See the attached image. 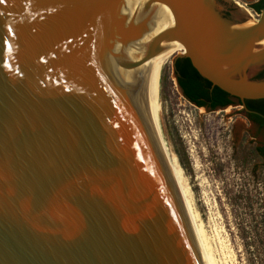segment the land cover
<instances>
[{"label":"water","instance_id":"95a60500","mask_svg":"<svg viewBox=\"0 0 264 264\" xmlns=\"http://www.w3.org/2000/svg\"><path fill=\"white\" fill-rule=\"evenodd\" d=\"M156 1L173 24L154 37L138 0L0 4V264H205L157 53L178 43L173 68L264 99V0L256 21L232 0Z\"/></svg>","mask_w":264,"mask_h":264},{"label":"rangeland","instance_id":"374dc122","mask_svg":"<svg viewBox=\"0 0 264 264\" xmlns=\"http://www.w3.org/2000/svg\"><path fill=\"white\" fill-rule=\"evenodd\" d=\"M232 1L258 19L250 8L258 0ZM223 6V14L232 16L234 9ZM179 54L170 56L161 78L173 152L193 206L209 236L220 227L234 264H264V160L254 151L262 132L236 102L210 110L188 101L173 69Z\"/></svg>","mask_w":264,"mask_h":264},{"label":"bare ground","instance_id":"6f19581e","mask_svg":"<svg viewBox=\"0 0 264 264\" xmlns=\"http://www.w3.org/2000/svg\"><path fill=\"white\" fill-rule=\"evenodd\" d=\"M138 2L144 11L145 17L147 19L153 37L163 29L173 24V16L171 14V11L165 4L161 2H157L156 0H138ZM235 2L239 4L238 1ZM260 43L264 45V40L261 41ZM164 46L167 47L157 53L161 74L164 65L169 60L170 56L175 51H179L182 54L184 51L183 47L178 43L167 42L164 43ZM226 111H228V109H226ZM175 167H176V177H177L179 192L181 196V201L183 203L185 212L189 220V224L197 241L204 263L234 264L232 261V253H231L232 251H230L227 242L220 235L221 233L219 232L220 227L219 229L217 227L214 228L212 236H209L210 234L206 232L203 222L201 221V218L197 210L193 206L188 185L184 179L182 169L179 166L176 157H175ZM212 238H214L215 240L216 247L213 246L214 243H212L213 242Z\"/></svg>","mask_w":264,"mask_h":264},{"label":"trees","instance_id":"16d2710c","mask_svg":"<svg viewBox=\"0 0 264 264\" xmlns=\"http://www.w3.org/2000/svg\"><path fill=\"white\" fill-rule=\"evenodd\" d=\"M263 7V0H258L250 5L256 13H260ZM176 80L185 98L197 107H205L210 110L223 108L232 104L234 97L224 92L204 79L191 65L186 57L178 58L174 64ZM264 77V71L257 74V78ZM238 104H244L250 110L247 117L264 127V99L248 100ZM258 156L264 157V145L254 148Z\"/></svg>","mask_w":264,"mask_h":264},{"label":"flooded vegetation","instance_id":"af4514ba","mask_svg":"<svg viewBox=\"0 0 264 264\" xmlns=\"http://www.w3.org/2000/svg\"><path fill=\"white\" fill-rule=\"evenodd\" d=\"M177 59H178V58H177ZM177 59H176V60H177ZM176 60H175V61H176ZM175 61H174V64H175ZM173 69H174V74L176 75L175 68H173ZM262 71H264V66H263V68L258 72V74H259L260 72H262ZM238 101H239V100H237V99H233V100H232V104H233L234 102L238 103ZM240 103H241V102H240ZM230 105H231V104H230ZM248 113H249V112H248ZM248 113L246 112V116H247ZM247 119H248L249 122H250V123H251V124L257 129V131L262 132V135H263L261 143H260L259 145L255 146V147L263 146V145H264V127H263V126H260L259 123L255 122V121H253V120H250L248 117H247ZM258 157H260L262 160H264V157H261V156H258Z\"/></svg>","mask_w":264,"mask_h":264},{"label":"snow or ice","instance_id":"6c2138e0","mask_svg":"<svg viewBox=\"0 0 264 264\" xmlns=\"http://www.w3.org/2000/svg\"><path fill=\"white\" fill-rule=\"evenodd\" d=\"M6 0H0V4H4Z\"/></svg>","mask_w":264,"mask_h":264},{"label":"built area","instance_id":"2783aa9c","mask_svg":"<svg viewBox=\"0 0 264 264\" xmlns=\"http://www.w3.org/2000/svg\"><path fill=\"white\" fill-rule=\"evenodd\" d=\"M258 16V14H256Z\"/></svg>","mask_w":264,"mask_h":264}]
</instances>
